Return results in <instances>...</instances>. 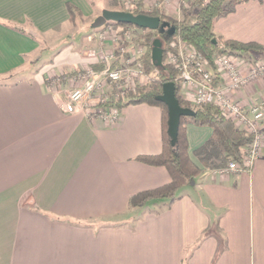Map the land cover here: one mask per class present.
<instances>
[{"label": "crops", "instance_id": "1", "mask_svg": "<svg viewBox=\"0 0 264 264\" xmlns=\"http://www.w3.org/2000/svg\"><path fill=\"white\" fill-rule=\"evenodd\" d=\"M153 1L179 19L175 0ZM94 14L91 0H0V264H264V123L250 170L228 174L203 169L194 151L211 129L187 123L201 173L172 202L128 206L169 181L136 160L161 152L160 108L126 104L109 125L62 108L73 77L54 83L98 61L93 44L68 34ZM213 32L264 46V0L235 5ZM232 97L247 107L264 99V75Z\"/></svg>", "mask_w": 264, "mask_h": 264}, {"label": "trees", "instance_id": "2", "mask_svg": "<svg viewBox=\"0 0 264 264\" xmlns=\"http://www.w3.org/2000/svg\"><path fill=\"white\" fill-rule=\"evenodd\" d=\"M249 0H197L193 5L194 11L182 12L179 20L172 18L161 9L153 11L145 10L138 5L131 11L134 15L146 14L160 17L162 22H166L174 27V34L165 38L164 33L141 29L134 25L113 23L123 28H136L145 33V46H151L156 38L162 42V58L166 53V45L172 39L179 38L184 44L195 48L200 54L211 61L215 56L222 54L245 55L248 53H264V46L253 42H237L225 40L213 32L214 20L223 15L229 14L233 7ZM141 6V7H140ZM69 22L74 23V18H82L80 11L68 5ZM111 23V22H110ZM107 24V23H106ZM105 24V25H106ZM163 60V59H162ZM145 66L147 72H155V78L147 90L140 89L138 94L126 98L124 102H117L121 108L130 103H147L155 105L161 111V131L162 149L157 155H141L137 161L150 165L163 167L168 175L169 181L153 189L143 190L131 195L128 199L130 208L138 207L147 201L167 199L172 202L176 199L177 190L191 181L201 173V169L196 166L188 154L185 125L192 123L197 126H206L211 129L208 140L194 151V156L199 161L203 169L216 170L226 166L229 160L241 163L244 150L252 141V136L245 131L238 129L232 120L225 118L220 110L211 104L201 106H191L189 102L180 95V82L175 71L168 65L155 67L151 59L142 60L141 66ZM165 82L175 84V95L181 107H189L194 112L193 117H181L178 127L177 140L172 147L166 133L167 129V107L155 100V97L162 92V85Z\"/></svg>", "mask_w": 264, "mask_h": 264}, {"label": "built area", "instance_id": "3", "mask_svg": "<svg viewBox=\"0 0 264 264\" xmlns=\"http://www.w3.org/2000/svg\"><path fill=\"white\" fill-rule=\"evenodd\" d=\"M139 1L144 3L145 0ZM171 1L163 0V3L168 4ZM175 1L176 7L181 8L190 0ZM131 54L133 59L127 60V64L119 62L120 67L111 68L108 64L114 55L109 50V53L103 57L107 65L105 68L100 70L86 68L79 72L72 78L77 86L70 90L66 102L61 104L62 108L68 113L75 112L78 107L84 108L87 115L98 117L109 125L115 124L121 114V107L117 102L122 103L126 99L123 81L126 77L142 74L139 58L134 57L133 52ZM247 55L222 54L209 61L199 52L187 50L172 54L169 58V64L180 72V82H182L180 84L184 88L187 101L195 106L214 105L224 117L232 120L238 129L252 136L251 143L244 150L241 163L229 160L223 168L213 170L216 174L249 171L260 152V126L264 123V99L246 108L237 105L231 98L248 83L264 75V59L250 60ZM130 61H136V67L131 68ZM99 92L101 96L97 95L99 99L97 101L101 107H97L95 111L88 110V101Z\"/></svg>", "mask_w": 264, "mask_h": 264}, {"label": "rangeland", "instance_id": "4", "mask_svg": "<svg viewBox=\"0 0 264 264\" xmlns=\"http://www.w3.org/2000/svg\"><path fill=\"white\" fill-rule=\"evenodd\" d=\"M94 7H95V14L92 18H90L89 20H87V24L84 25H80L79 27H76L73 29L72 32L68 33H74L79 42L80 45H84V44H93V49L95 51H97V53L99 54V57L97 58L98 61H96L95 63H91L90 65L86 66V68H92L95 70H100L105 68L106 62L104 61V56L106 54L109 53V48L110 51H112L114 58H112V61H109L110 64H108L111 68H116V67H120L119 62H124V64H127L126 62H128L127 60H131L132 58V52L135 54L134 57L139 58L138 62L140 64H142V60H146V59H151L150 58V54H151V46H145L144 43L145 42V33H143L141 30H138L136 28H123L121 26H116L114 24H112V22L107 23L106 25L99 27V28H91L90 25L92 24V22L94 21V19L99 16L101 14L102 10L108 9V10H120V11H131L133 9H135L138 5L143 6L144 5V9L145 10H156V9H161L164 11V8L158 7L157 1H153V0H145L144 3H142V1L139 0H91ZM205 1V0H203ZM195 2H197V0H190L187 1V5L186 6H181V8L176 7L175 11H177L178 15L180 16V18H182V12L183 11H187V12H192L194 11L193 9V5L195 4ZM150 4L153 5V7H150ZM140 6V7H141ZM176 6V5H175ZM166 14V13H165ZM174 18V17H172ZM178 19V20H179ZM79 18H74V23L78 22ZM169 26H171L169 24ZM164 29L167 30L168 26H164ZM90 37V38H89ZM165 38H167L165 36ZM108 44H105L107 43ZM104 43V44H103ZM174 43V44H173ZM104 45H106L104 47ZM106 48V49H104ZM122 48V49H121ZM166 53L165 56L162 58V65H168L170 66V68H172L173 71H175V73L177 74V78L180 82V72L176 69L173 68L170 64H169V58L172 54H177V52L182 51V52H187V50L191 51L194 50L196 52H198L195 48L184 44L179 38H175L172 39V41L166 45ZM108 49V51H107ZM251 53H248V55ZM229 55V54H227ZM231 55V54H230ZM203 56V55H202ZM232 56H238V55H233ZM243 56V55H242ZM205 57V56H204ZM103 58V59H102ZM206 58V57H205ZM252 57L250 56V60ZM259 59V58H257ZM135 63V64H134ZM123 64V65H124ZM161 65V66H162ZM129 66L131 68L136 67V61L132 62L130 61ZM85 68V69H86ZM85 69H81L80 72H82ZM141 70H142V74L133 76V77H126L124 81H126L122 84H124V95L126 98H129L131 96H135L138 94V91L140 89H144L147 90V88L149 87V85L152 83V79L155 78V72L151 71V73L149 74L145 68V66H141ZM76 75H63L60 76L59 78L55 79V82H62L66 79H68V77H74ZM182 83V82H180ZM181 86V84H180ZM101 96V93H96L95 96H93L91 99L88 101V110L91 111H95L97 107H101V104L99 103V99H97V95ZM184 95V94H183ZM184 97H186L184 95ZM233 102H235L237 105L241 106V107H246L247 106H242L241 104H239L234 97H231ZM261 101V100H260ZM189 102V101H188ZM259 102V101H258ZM256 102V103H258ZM254 103V104H256ZM189 104L191 106H195L193 104H191L189 102ZM86 108V106H85ZM226 118V117H225ZM213 171V170H211Z\"/></svg>", "mask_w": 264, "mask_h": 264}, {"label": "water", "instance_id": "5", "mask_svg": "<svg viewBox=\"0 0 264 264\" xmlns=\"http://www.w3.org/2000/svg\"><path fill=\"white\" fill-rule=\"evenodd\" d=\"M122 23L134 25L141 29L151 31H158L164 33L166 37L174 34V27L169 26L168 23L162 22L158 16H150L146 14L134 15L131 12L120 10H102L101 14L97 16L91 28H99L106 23ZM164 26H168L165 30ZM162 42L156 38L152 41L150 58L155 67L162 65ZM155 100L163 103L167 107V129L166 133L169 138V143L173 147L177 140L178 127L181 117H193L195 112L189 107H181L175 95V84L173 82H165L162 85V92L155 97Z\"/></svg>", "mask_w": 264, "mask_h": 264}]
</instances>
